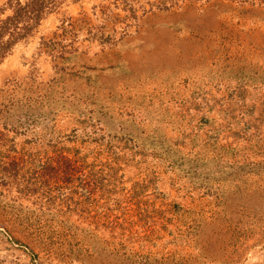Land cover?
<instances>
[{
  "label": "rangeland",
  "instance_id": "1",
  "mask_svg": "<svg viewBox=\"0 0 264 264\" xmlns=\"http://www.w3.org/2000/svg\"><path fill=\"white\" fill-rule=\"evenodd\" d=\"M52 1L0 57V264H264V0Z\"/></svg>",
  "mask_w": 264,
  "mask_h": 264
},
{
  "label": "trees",
  "instance_id": "2",
  "mask_svg": "<svg viewBox=\"0 0 264 264\" xmlns=\"http://www.w3.org/2000/svg\"><path fill=\"white\" fill-rule=\"evenodd\" d=\"M12 13L0 22V57L12 41L25 35L38 23L44 11L52 4V0H13ZM12 1V2H13ZM6 40H2L5 35Z\"/></svg>",
  "mask_w": 264,
  "mask_h": 264
}]
</instances>
